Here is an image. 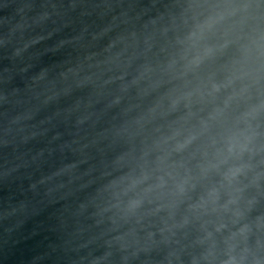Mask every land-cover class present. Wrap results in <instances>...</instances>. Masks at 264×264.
Wrapping results in <instances>:
<instances>
[{
	"label": "water",
	"instance_id": "obj_1",
	"mask_svg": "<svg viewBox=\"0 0 264 264\" xmlns=\"http://www.w3.org/2000/svg\"><path fill=\"white\" fill-rule=\"evenodd\" d=\"M11 264H264V0H76Z\"/></svg>",
	"mask_w": 264,
	"mask_h": 264
}]
</instances>
